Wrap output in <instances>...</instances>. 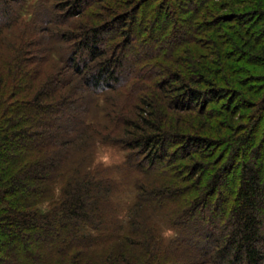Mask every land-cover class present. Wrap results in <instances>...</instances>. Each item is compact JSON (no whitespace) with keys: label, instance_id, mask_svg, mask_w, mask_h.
Here are the masks:
<instances>
[{"label":"trees","instance_id":"obj_1","mask_svg":"<svg viewBox=\"0 0 264 264\" xmlns=\"http://www.w3.org/2000/svg\"><path fill=\"white\" fill-rule=\"evenodd\" d=\"M1 1L0 264H264V0Z\"/></svg>","mask_w":264,"mask_h":264},{"label":"rangeland","instance_id":"obj_2","mask_svg":"<svg viewBox=\"0 0 264 264\" xmlns=\"http://www.w3.org/2000/svg\"><path fill=\"white\" fill-rule=\"evenodd\" d=\"M18 2L15 4L16 8L21 7V3L19 2H23L26 3L27 5L25 6V8L32 6V11L30 13H34V18H38L40 15H42V21H43V26L44 27H50L52 29V25L48 24L47 21L50 20V18H53V20H56L58 22L61 21V13H57L55 11V8L58 7V5H62L61 2L62 0H17ZM69 1L71 2L72 0H68L65 1L64 3H69ZM12 5V2L10 3ZM186 4V3H184ZM67 6V5H66ZM70 6V5H69ZM52 7H54L55 9L52 10ZM9 10V5L7 6L5 4V2L0 0V22L2 20H4V18H6L4 16V12H7ZM8 13V12H7ZM153 13H150L146 20L143 21V24L140 25H136L134 26V32L133 35L134 36H138V40H137V44H139L140 48H138V46H134V44L132 46H130L129 48H127L126 51V56L124 58V64L123 67L120 69L116 70V73L122 77H126L127 74L129 73V75H133V74H137L141 71V73H144V70L142 68L141 62H140V58H142L147 51H149L150 49H155L157 47L156 45V41L159 37V30L161 29L162 25L164 24V22L166 21L167 23L169 22L167 19L162 18L161 20H159L158 23H156V20L154 19L153 16H155ZM1 16H4L3 19ZM29 19H31L30 16H28ZM48 19V20H47ZM63 19V18H62ZM37 23H40L38 21H36ZM54 23V22H53ZM66 23V22H65ZM156 23V24H155ZM153 25H155L156 27V31L154 32V38H152L151 34L146 32L147 30L142 29V27L145 26L149 27L148 30H150L151 28H153ZM69 28V27H68ZM70 29V28H69ZM67 30V26L66 24L64 26H62L61 28L57 27V35L59 36V32L60 31H64ZM145 31V32H144ZM56 32V31H55ZM187 32V29L184 31V33ZM183 31H181L182 34ZM61 50L58 49L56 54H60ZM4 54L2 52H0V55ZM56 61V60H55ZM54 61V62H55ZM138 62L140 64H138ZM138 64V66H137ZM139 65H140V71H139ZM138 68V69H137ZM140 75V74H139ZM144 85L143 81L140 80V82H137L136 85ZM139 87V86H138ZM60 115V114H59ZM49 116H51L49 114ZM55 116V115H54ZM196 117V115H195ZM130 153V151L123 149L122 147L119 146H101L98 149L97 155H96V161L98 163H103L105 165H109V166H114V167H118L120 166L127 158V155ZM107 156L108 157V163H104L103 162V157ZM233 173L231 172L225 181V189L228 187H230V183L232 182V175ZM132 179V178H131ZM129 180L127 183V185L125 186V188L127 189L126 192V197H130L131 199H134L135 197H133V191H134V183L132 182V180ZM225 193H224V192ZM222 192L224 193V195L226 197L229 196V193L226 190H223ZM214 200H216V198H214ZM47 205V204H46ZM45 205V207H46ZM161 226H162V230L164 231L166 228L170 227L169 223L166 221V219H164L163 217L161 218Z\"/></svg>","mask_w":264,"mask_h":264},{"label":"clouds","instance_id":"obj_3","mask_svg":"<svg viewBox=\"0 0 264 264\" xmlns=\"http://www.w3.org/2000/svg\"><path fill=\"white\" fill-rule=\"evenodd\" d=\"M103 162L108 163V157L107 156L103 157ZM161 235H162V238H164L165 240L171 239V238H174L176 236V231L174 228L168 227L162 232Z\"/></svg>","mask_w":264,"mask_h":264}]
</instances>
